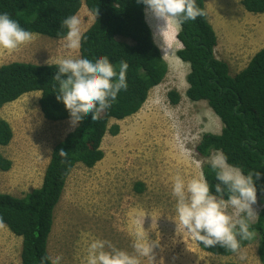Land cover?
Segmentation results:
<instances>
[{
    "label": "trees",
    "instance_id": "trees-1",
    "mask_svg": "<svg viewBox=\"0 0 264 264\" xmlns=\"http://www.w3.org/2000/svg\"><path fill=\"white\" fill-rule=\"evenodd\" d=\"M196 3L205 11L203 0H196ZM82 4L89 14L97 8L98 16L83 32L86 38L78 49L79 58L107 56L117 67L119 61H126L128 87L98 120H91L88 114L54 145L40 187L23 197L0 193V225L22 239L20 264H40L42 257L49 256L47 243L54 210L70 173L78 164L92 168L103 159L102 139L119 133V126L112 121H122L136 114L149 92L162 83L168 73L167 64L145 21V6L137 0H0V14L7 13L33 34L59 40L58 33L66 32L61 22L77 15ZM242 4L248 12L264 13V0H242ZM176 39L181 44L176 56L190 67L186 76V98L191 102H205L222 124L220 133L202 135L195 152L199 157L209 158L213 152L221 150L228 163L239 167L245 175L249 171L261 173L255 186L263 207L250 230L256 233L257 257L260 264H264V48L242 71L232 76L227 64L214 57L216 36L206 14L185 22ZM49 65L24 62L1 65L0 109L26 94L39 93L38 106L46 121L69 120L68 111L56 100L53 90L52 77L57 66ZM167 99L171 105H177L181 97L171 90ZM12 137L9 123L0 119V147H6ZM60 150L66 151L67 156H60ZM11 165V161L0 154V171L10 170ZM202 174L214 193L218 181L209 163L202 167ZM135 187L141 191L143 185L137 183ZM194 241L201 251L213 256L235 254L219 246L205 248ZM250 242L241 241V248Z\"/></svg>",
    "mask_w": 264,
    "mask_h": 264
},
{
    "label": "rangeland",
    "instance_id": "rangeland-1",
    "mask_svg": "<svg viewBox=\"0 0 264 264\" xmlns=\"http://www.w3.org/2000/svg\"><path fill=\"white\" fill-rule=\"evenodd\" d=\"M77 16L84 32L93 19L83 4ZM259 23L256 25L264 26ZM175 42L180 50L181 44ZM227 43L235 44L233 39L224 40V46ZM72 55L79 57L78 50ZM59 58V40L36 34L31 43L15 51L0 49V66L10 62L48 65L46 61L55 64ZM177 64L135 115L112 121L120 130L116 136L102 139L103 159L92 168L76 165L67 178L47 243L49 256H62L60 264H85L93 239L108 240L131 254L140 237L154 242L153 264H260L256 236L241 248L246 259L240 260L236 253L218 257L201 251L178 222L174 178L179 174L187 182L202 173L209 158L199 157L195 147L203 134L220 133L222 124L205 102L186 98L190 67L180 60ZM171 90L181 97L177 105L167 99ZM39 97V93L24 95L0 112L13 132L10 143L0 148L1 155L12 163L10 170L0 171V193L23 197L40 187L52 148L75 127L70 121H46L39 110ZM137 183L143 185L141 191L135 187ZM262 207L257 197L253 208L259 214ZM0 226L20 242L15 247L16 264L22 239ZM141 264L151 261L141 257Z\"/></svg>",
    "mask_w": 264,
    "mask_h": 264
},
{
    "label": "clouds",
    "instance_id": "clouds-1",
    "mask_svg": "<svg viewBox=\"0 0 264 264\" xmlns=\"http://www.w3.org/2000/svg\"><path fill=\"white\" fill-rule=\"evenodd\" d=\"M137 3L145 6L146 15L163 21L166 27L171 22L180 28L185 22L206 14L196 0H137ZM90 15L96 21L98 9L92 10ZM61 28L66 32L58 33L61 58L55 61L53 90L56 100L68 111L70 124L77 126L88 114L91 120H98L118 94L127 90L128 63L121 60L117 67L107 56L74 57L73 51L78 50L86 38L81 30V19L71 15L61 22ZM33 39L34 34L7 13L0 14V49L12 52ZM46 63L49 65L48 61ZM59 154L67 156L64 150ZM208 163L218 181L214 193L202 173L187 182L179 174L175 176L172 195L176 198L178 222L205 248L219 246L244 260L246 254L241 250V241L251 240L256 235L250 229L259 218L253 205L257 202L255 181L260 179L261 173L249 171L245 175L239 167L228 163L221 150H216ZM132 247L134 252L130 254L108 240L93 239L87 247L85 264H141V257H148L153 264L150 253L154 242L140 237ZM61 259V255L44 256L40 264L47 261L60 264Z\"/></svg>",
    "mask_w": 264,
    "mask_h": 264
},
{
    "label": "crops",
    "instance_id": "crops-1",
    "mask_svg": "<svg viewBox=\"0 0 264 264\" xmlns=\"http://www.w3.org/2000/svg\"><path fill=\"white\" fill-rule=\"evenodd\" d=\"M203 1L207 22L212 27L216 36V46L213 50L214 57L225 62L229 68L230 75H232L231 72H233L234 76L247 66L250 59L257 52L264 48V26L256 25V23L259 22L264 24L262 18L264 15L248 12L244 8L242 0ZM144 17L151 30L153 41L167 64L168 72L171 66L172 68L178 67L177 60L179 59L176 56L178 44H176L175 41H177L176 36L179 30L176 25L169 22L166 27L163 21L146 15L145 9ZM162 29L164 30L162 31ZM231 39H233L235 44L231 45L227 43V45L224 46V40L229 41ZM246 57L248 60H245ZM174 58L177 60H174ZM186 75H188V73ZM159 85L154 87L151 91L158 88ZM8 105H11V103H8ZM6 107L7 105L3 106L0 112ZM0 232L2 233V236H0V263L15 264V247L20 244V242L10 235L2 226H0ZM18 251L20 252V249ZM16 264H20L19 253Z\"/></svg>",
    "mask_w": 264,
    "mask_h": 264
},
{
    "label": "bare ground",
    "instance_id": "bare-ground-1",
    "mask_svg": "<svg viewBox=\"0 0 264 264\" xmlns=\"http://www.w3.org/2000/svg\"><path fill=\"white\" fill-rule=\"evenodd\" d=\"M171 51H172V50H171ZM171 51H170V52H171ZM152 124H153V123H152ZM1 189H2V188H1ZM4 254H5V253H4Z\"/></svg>",
    "mask_w": 264,
    "mask_h": 264
}]
</instances>
